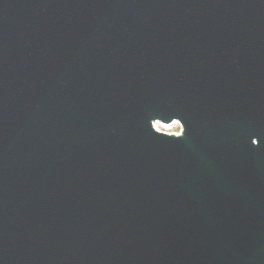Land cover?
<instances>
[{
  "label": "water",
  "instance_id": "1",
  "mask_svg": "<svg viewBox=\"0 0 264 264\" xmlns=\"http://www.w3.org/2000/svg\"><path fill=\"white\" fill-rule=\"evenodd\" d=\"M0 264H264V0H0Z\"/></svg>",
  "mask_w": 264,
  "mask_h": 264
},
{
  "label": "rangeland",
  "instance_id": "2",
  "mask_svg": "<svg viewBox=\"0 0 264 264\" xmlns=\"http://www.w3.org/2000/svg\"><path fill=\"white\" fill-rule=\"evenodd\" d=\"M160 130L163 131V132H167V133H175V132H178V128H177V127H174V128H173V131L162 130V129H160Z\"/></svg>",
  "mask_w": 264,
  "mask_h": 264
}]
</instances>
